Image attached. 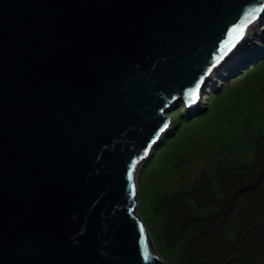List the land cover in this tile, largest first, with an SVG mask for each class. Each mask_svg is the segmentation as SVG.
Masks as SVG:
<instances>
[{
    "label": "water",
    "instance_id": "95a60500",
    "mask_svg": "<svg viewBox=\"0 0 264 264\" xmlns=\"http://www.w3.org/2000/svg\"><path fill=\"white\" fill-rule=\"evenodd\" d=\"M263 11L0 0V264H167L135 213L136 173Z\"/></svg>",
    "mask_w": 264,
    "mask_h": 264
},
{
    "label": "rangeland",
    "instance_id": "374dc122",
    "mask_svg": "<svg viewBox=\"0 0 264 264\" xmlns=\"http://www.w3.org/2000/svg\"><path fill=\"white\" fill-rule=\"evenodd\" d=\"M247 32L242 49L210 75L195 103L182 102L166 113L167 127L136 173L135 213L165 260L157 246L167 244L161 238L165 221L154 207L159 194L189 191L204 174L216 182L220 168L241 163L244 154L234 150L247 139L264 144V16ZM169 256L174 258L173 252Z\"/></svg>",
    "mask_w": 264,
    "mask_h": 264
},
{
    "label": "trees",
    "instance_id": "16d2710c",
    "mask_svg": "<svg viewBox=\"0 0 264 264\" xmlns=\"http://www.w3.org/2000/svg\"><path fill=\"white\" fill-rule=\"evenodd\" d=\"M247 140L218 181L204 174L189 191L157 197L168 264H264V144Z\"/></svg>",
    "mask_w": 264,
    "mask_h": 264
},
{
    "label": "snow or ice",
    "instance_id": "6c2138e0",
    "mask_svg": "<svg viewBox=\"0 0 264 264\" xmlns=\"http://www.w3.org/2000/svg\"><path fill=\"white\" fill-rule=\"evenodd\" d=\"M232 32H233V34H234V36H235L236 39H239L241 36H243V29L242 28H240V29H233ZM221 51H223V49H221ZM219 59H220V57L217 58L218 61H219ZM190 95L193 97V100L198 99V96H197L196 93H190ZM166 127H167V125H165V128ZM161 131H163V129ZM144 155L147 156L148 153L145 152ZM131 175H132V173L130 172L129 173V177L130 178H131ZM145 258H147V256Z\"/></svg>",
    "mask_w": 264,
    "mask_h": 264
},
{
    "label": "bare ground",
    "instance_id": "6f19581e",
    "mask_svg": "<svg viewBox=\"0 0 264 264\" xmlns=\"http://www.w3.org/2000/svg\"><path fill=\"white\" fill-rule=\"evenodd\" d=\"M262 15H263V14H262ZM263 16H264V15H263ZM263 16H261V17H263ZM261 17H259V18H261ZM259 18H258V19H259ZM253 26L255 27V22L252 23V25H251L250 27L253 28ZM244 41H247V40H246V36L244 37L243 41L237 46L236 49H238V48H239V49H242L241 47L243 46ZM232 53H233V51L231 52V54H230L229 56H227V57L224 59V61H222V64H223V62H225V60H227V59H229V58L231 57ZM222 64H221V65H222ZM217 71H218V68L215 69V70L212 72L211 75L213 76V74L216 73ZM212 76H210V77H212ZM210 77H209V78H210Z\"/></svg>",
    "mask_w": 264,
    "mask_h": 264
}]
</instances>
